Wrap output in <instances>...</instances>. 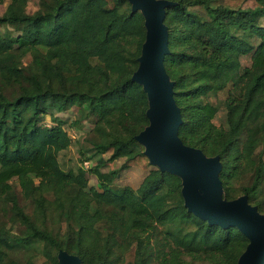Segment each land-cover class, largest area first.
Here are the masks:
<instances>
[{"label": "trees", "instance_id": "1", "mask_svg": "<svg viewBox=\"0 0 264 264\" xmlns=\"http://www.w3.org/2000/svg\"><path fill=\"white\" fill-rule=\"evenodd\" d=\"M28 1L0 0V264H62L61 252L81 264H240L251 239L190 209L182 175L138 138L151 124L149 91L133 78L144 11L131 0H38L29 12ZM166 1L177 137L219 158L224 201L246 196L264 214V0ZM74 105L94 124V152L111 151L90 169L96 186L83 167L61 166L73 143L64 122L41 119ZM121 157L153 166L136 188L102 170Z\"/></svg>", "mask_w": 264, "mask_h": 264}, {"label": "water", "instance_id": "2", "mask_svg": "<svg viewBox=\"0 0 264 264\" xmlns=\"http://www.w3.org/2000/svg\"><path fill=\"white\" fill-rule=\"evenodd\" d=\"M135 9L146 15L147 41L134 75L149 91L150 126L139 135L147 145L146 153L163 170L178 172L184 178L187 205L200 216L223 225L238 226L251 242L240 264H264V214L251 205L246 196L234 201L221 198L218 157L186 146L177 137L180 109L173 99L172 83L163 67L168 51V29L164 23L166 0H131ZM62 264H81L75 255L61 252Z\"/></svg>", "mask_w": 264, "mask_h": 264}, {"label": "rangeland", "instance_id": "3", "mask_svg": "<svg viewBox=\"0 0 264 264\" xmlns=\"http://www.w3.org/2000/svg\"><path fill=\"white\" fill-rule=\"evenodd\" d=\"M6 5L7 2L0 5V14L5 11ZM37 8L38 0L28 1L27 10L29 12H33ZM55 118L61 119L64 122V127L68 130L73 139L72 145L60 152L59 160L61 166L68 171H77L78 168L83 167L87 170L89 184L96 186L97 178L90 169L99 162L101 158L108 159L111 155V151L103 155L94 152L92 141L93 133H91L94 124L90 118H85L84 113L77 105L64 111L47 107L46 112L41 116L42 121L48 125L53 124ZM78 118L80 122L77 120ZM225 118L226 113L225 110L222 109L216 116L215 122L218 125H225ZM76 120L78 122H76ZM126 161L125 157L107 161V163L102 166V170L119 169V175L115 179L114 184L117 186L130 185L136 188L153 166L147 164L146 160L143 158L135 160L134 163H127ZM249 181V178H244L234 183L235 194L237 196L243 195L241 193V186ZM262 198H264V190L262 192Z\"/></svg>", "mask_w": 264, "mask_h": 264}, {"label": "built area", "instance_id": "4", "mask_svg": "<svg viewBox=\"0 0 264 264\" xmlns=\"http://www.w3.org/2000/svg\"><path fill=\"white\" fill-rule=\"evenodd\" d=\"M86 164H87V162H86Z\"/></svg>", "mask_w": 264, "mask_h": 264}]
</instances>
